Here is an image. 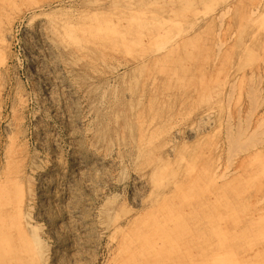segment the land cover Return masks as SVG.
I'll list each match as a JSON object with an SVG mask.
<instances>
[{
    "label": "rangeland",
    "instance_id": "374dc122",
    "mask_svg": "<svg viewBox=\"0 0 264 264\" xmlns=\"http://www.w3.org/2000/svg\"><path fill=\"white\" fill-rule=\"evenodd\" d=\"M0 264H264V0H0Z\"/></svg>",
    "mask_w": 264,
    "mask_h": 264
},
{
    "label": "bare ground",
    "instance_id": "6f19581e",
    "mask_svg": "<svg viewBox=\"0 0 264 264\" xmlns=\"http://www.w3.org/2000/svg\"><path fill=\"white\" fill-rule=\"evenodd\" d=\"M60 25L62 26V28H65V31H64V33H65V37H60V40H62L63 41V44H65V46L66 47H69V48H71V49H73L74 51H84L85 49L83 48V47H81V45H80V43H79V39H78V37H72L71 36V32H72V28L74 27V26H72V24L70 23L69 24V22H64V23H60ZM59 25V26H60ZM74 25V24H73ZM55 26V25H54ZM55 27H57V26H55ZM59 28V27H58ZM98 30L100 31V28L98 27ZM90 32H92V31H90ZM82 34L84 35V39H85V41L87 42V49H89L88 50V52H92V51H94V49L93 48H95L96 49V45L97 44H100L101 43V41L102 40H104V37H92L91 36V34L90 33H87V32H83L82 31ZM87 36H89V37H87ZM103 45V44H102ZM101 46V45H100ZM102 48H103V46H102ZM86 56H87V54H86ZM36 60V59H35ZM36 62V61H35ZM67 67V66H66ZM137 115V114H136ZM137 122V121H136ZM232 138H235V137H232ZM236 140L235 141H237L238 139L237 138H235ZM236 144V143H235ZM238 144V143H237ZM237 144H236V146H237ZM227 189V188H226ZM188 190V189H187ZM225 190V189H224ZM224 192V191H223ZM221 194V193H220ZM228 196V195H227ZM184 197V196H183ZM229 197H231V196H229ZM169 210V209H168ZM170 220H173V219H171V218H169ZM168 219V220H169ZM167 220V219H166ZM165 222V221H164ZM259 222V221H258ZM174 223H176V222H174ZM172 225H173V223H171ZM168 225H170V224H168ZM167 225V226H168ZM175 225V224H174ZM166 226V227H167ZM155 227V226H154ZM165 227V228H166ZM170 226H168V229H170V231L171 230H173V231H175L174 229H171V228H173L172 226L169 228ZM155 229H156V227H155ZM167 229V228H166ZM153 230V229H152ZM157 230V229H156ZM159 231V230H158ZM158 231H156V232H158ZM152 232V231H151ZM153 232H155V230H153ZM159 233H161V232H159ZM155 234H157V233H155ZM175 234V233H174ZM174 234H172V235H174ZM181 234V233H180ZM151 235V234H150ZM149 235V236H150ZM154 235V234H153ZM152 235V236H153ZM158 235V234H157ZM162 236V235H161ZM164 236V235H163ZM183 236V235H182ZM165 237V236H164ZM149 238V237H148ZM155 239V236H153V237H151V239ZM159 238V237H158ZM150 239V238H149ZM160 239V238H159ZM159 239H156V241H160ZM170 239V238H169ZM164 240V239H163ZM163 240H161V241H163ZM149 241H151V240H149ZM154 241L155 240H153V242L151 243V242H148V244L150 243L151 245L153 244H156V241H155V243H154ZM178 241V240H177ZM182 241V240H181ZM220 243V242H219ZM182 244V243H181ZM159 244L157 243V246H158ZM183 245V244H182ZM155 247V246H154ZM172 249V248H171ZM170 249V250H171ZM126 250V249H125ZM173 250V249H172ZM127 252V251H126ZM168 252H169V250H168ZM133 253V252H132ZM170 253L172 254V252L170 251ZM125 255V254H124ZM128 255V254H127ZM165 256H167V255H165ZM173 256V255H172ZM127 257V256H126ZM159 257V256H158ZM127 258H129V257H127ZM161 258V257H160ZM159 258V259H160ZM165 258V257H164ZM164 258H162L163 259V261H164ZM167 258V257H166ZM126 259V258H125ZM158 259V258H157ZM127 260V259H126ZM161 260V259H160ZM162 260H161V263L163 262ZM189 261V260H188ZM126 262V261H125ZM156 262H157V260H156ZM160 262V261H159ZM158 263V262H157Z\"/></svg>",
    "mask_w": 264,
    "mask_h": 264
}]
</instances>
